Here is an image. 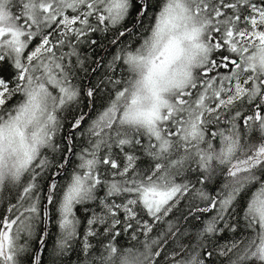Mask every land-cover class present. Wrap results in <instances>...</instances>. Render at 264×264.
I'll use <instances>...</instances> for the list:
<instances>
[{
  "label": "snow or ice",
  "instance_id": "6c2138e0",
  "mask_svg": "<svg viewBox=\"0 0 264 264\" xmlns=\"http://www.w3.org/2000/svg\"><path fill=\"white\" fill-rule=\"evenodd\" d=\"M0 205V264H264V0H0Z\"/></svg>",
  "mask_w": 264,
  "mask_h": 264
},
{
  "label": "trees",
  "instance_id": "16d2710c",
  "mask_svg": "<svg viewBox=\"0 0 264 264\" xmlns=\"http://www.w3.org/2000/svg\"><path fill=\"white\" fill-rule=\"evenodd\" d=\"M101 35H103V34H98V35L95 36L94 38H96L97 40H99V38H100ZM97 53L102 55V53L100 52L99 49H97ZM0 206H2V205H0ZM42 226H43V225H41V227H42ZM49 227L51 228V225H49ZM52 231L55 232L56 229H52ZM124 239L126 240V239H128V237L125 236ZM221 242L223 243V241H221ZM51 245H52V239L49 240V248H51Z\"/></svg>",
  "mask_w": 264,
  "mask_h": 264
}]
</instances>
